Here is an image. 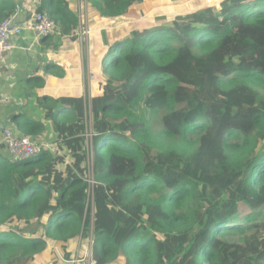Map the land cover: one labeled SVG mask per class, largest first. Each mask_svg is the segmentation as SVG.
Listing matches in <instances>:
<instances>
[{
	"label": "trees",
	"instance_id": "1",
	"mask_svg": "<svg viewBox=\"0 0 264 264\" xmlns=\"http://www.w3.org/2000/svg\"><path fill=\"white\" fill-rule=\"evenodd\" d=\"M144 1L86 12L117 20ZM39 7L62 36L80 30L74 0ZM17 8L0 0V23ZM142 25L100 37L93 150L86 98L42 95L65 153L0 154V264H71L89 248L84 264H264V0ZM19 115L24 136H43Z\"/></svg>",
	"mask_w": 264,
	"mask_h": 264
},
{
	"label": "crops",
	"instance_id": "2",
	"mask_svg": "<svg viewBox=\"0 0 264 264\" xmlns=\"http://www.w3.org/2000/svg\"><path fill=\"white\" fill-rule=\"evenodd\" d=\"M15 1L18 5L19 20L26 19L30 12L37 9L33 2L37 3L36 5L41 3V0ZM74 2L80 18V29H83L82 20L85 27L92 29L91 36L85 41L80 40V30L75 37L62 36L60 33V36L52 37L48 43H44L41 38L33 39L24 35L12 40L13 48L1 57L0 144L5 129H9L17 136H24L15 120L16 114L17 116L22 114L24 119L41 121L45 124L46 131L43 136L32 139L41 143L45 150L54 153L48 145L56 146L57 136L52 131L51 122L45 121L43 108L37 101L34 106L33 96L37 95L36 98L42 95L53 98L67 95L84 97L87 86L83 84L85 78L83 65L86 67L84 72H91L92 69L97 73V68L90 67V64L97 67L99 50L105 45L101 40L102 33L106 30L113 32L117 20L124 19L125 15H130L135 10H141L140 7L144 4L134 7L121 18L114 20L102 18L93 12L86 13L82 18V4L79 1ZM221 2L222 0H217L216 3ZM104 25L109 27L106 29ZM40 81H43L44 85L34 88V85L40 84ZM92 90L93 88L89 86L88 91ZM0 154L11 159L9 152L2 145H0Z\"/></svg>",
	"mask_w": 264,
	"mask_h": 264
},
{
	"label": "rangeland",
	"instance_id": "3",
	"mask_svg": "<svg viewBox=\"0 0 264 264\" xmlns=\"http://www.w3.org/2000/svg\"><path fill=\"white\" fill-rule=\"evenodd\" d=\"M74 1H79L82 4V18H84V16H86V0H74ZM217 0H147L141 8V10H135V12H131L130 15H125L124 19H120L117 20L118 22L114 23V32H118L123 30L124 31V39L127 36L128 37V32L130 29H132L133 27H135L137 24H143L142 27H140L141 30H147L148 28H150L151 26H156V24L158 25H164L165 23H168L170 21H172L175 17L181 15V14H185L187 12H199L203 9H206L207 7H215L218 10L221 9V3H216ZM37 3L33 2V5H35L37 7V9H39L40 5H36ZM216 5V6H215ZM219 5V7H217ZM149 22H152L153 24H149ZM82 24H83V29H80V34L81 31L85 32V31H89V35L91 36L92 33V29L85 27L83 20H82ZM105 28L107 29L109 27V25H104ZM79 34V37H80ZM88 38V37H87ZM86 37H81L80 40L83 41L84 39H87ZM84 40V41H85ZM90 67L93 68H97L96 66H92V64H90ZM85 66L83 65V69L85 71ZM91 69V68H90ZM83 71V75H85V78L83 80V84L85 86H87V90L86 93L84 95V97L86 98V100L88 101V127H87V131L90 130L92 128V116H91V112L89 111L91 109V102L90 100L93 98L95 93H98L101 91V84L98 83L99 79H98V74L96 72H93V70L91 69V72H84ZM91 86L93 88L92 91H88V87ZM37 95L33 96V100H35V103L37 101L36 98ZM86 131V133H87ZM93 131V129H92ZM93 137H94V133H93ZM92 137V140H93ZM85 138H86V134H85ZM35 140V139H34ZM92 140H90V145L92 147ZM37 144L41 145V143L36 142ZM50 143V142H49ZM55 145H57V141L55 143ZM52 148V151L54 150V153H65V151H57L56 146L52 147L51 145H48ZM86 148L87 147V141H86ZM93 150V147H92ZM93 176V173L90 172V178ZM94 184H91V186L93 187ZM92 190V189H91ZM89 210H90V214L93 215V194L90 193V198H89ZM259 213L262 214L261 219H264V208L259 211ZM33 229V228H32ZM90 248L85 252V258L84 260H80V261H73L71 262V264H76V263H80V264H84L85 262L90 261ZM89 251V252H88ZM46 264H49L48 262H46Z\"/></svg>",
	"mask_w": 264,
	"mask_h": 264
},
{
	"label": "built area",
	"instance_id": "4",
	"mask_svg": "<svg viewBox=\"0 0 264 264\" xmlns=\"http://www.w3.org/2000/svg\"><path fill=\"white\" fill-rule=\"evenodd\" d=\"M24 35L33 39H45L60 36V31L59 26L46 12H41L35 9V11L30 12L26 19L19 20L17 11L16 14L0 23V59L5 53L11 51L13 48L12 40ZM88 35L89 31H81L80 38H87ZM125 39H127V36ZM92 137L93 131L91 128L86 133L87 147L89 150H92L90 145ZM0 145L6 148L12 160L35 158L45 150L29 136H17L9 129L4 130ZM91 162L92 161L90 160V163ZM89 167L91 170V165H89ZM89 183L95 184L92 177L89 179Z\"/></svg>",
	"mask_w": 264,
	"mask_h": 264
},
{
	"label": "clouds",
	"instance_id": "5",
	"mask_svg": "<svg viewBox=\"0 0 264 264\" xmlns=\"http://www.w3.org/2000/svg\"><path fill=\"white\" fill-rule=\"evenodd\" d=\"M89 251H90V256H92V251H91V250H89ZM89 251H88V252H89ZM90 259H91V257H90Z\"/></svg>",
	"mask_w": 264,
	"mask_h": 264
}]
</instances>
